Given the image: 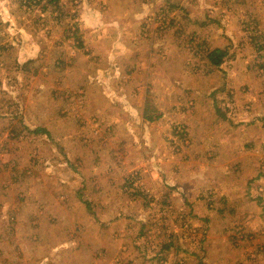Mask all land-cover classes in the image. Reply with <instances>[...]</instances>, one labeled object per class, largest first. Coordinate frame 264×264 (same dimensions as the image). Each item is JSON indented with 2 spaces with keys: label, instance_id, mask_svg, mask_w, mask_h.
<instances>
[{
  "label": "rangeland",
  "instance_id": "rangeland-1",
  "mask_svg": "<svg viewBox=\"0 0 264 264\" xmlns=\"http://www.w3.org/2000/svg\"><path fill=\"white\" fill-rule=\"evenodd\" d=\"M59 2L0 0V264H264V0Z\"/></svg>",
  "mask_w": 264,
  "mask_h": 264
},
{
  "label": "crops",
  "instance_id": "crops-1",
  "mask_svg": "<svg viewBox=\"0 0 264 264\" xmlns=\"http://www.w3.org/2000/svg\"><path fill=\"white\" fill-rule=\"evenodd\" d=\"M125 13L127 14V11ZM136 14H137V12L135 13V15ZM137 15H139V13ZM130 29L131 28L129 25L124 26V30H120L121 32L124 33V35L122 36L123 38L122 39L120 38L121 33H119V35L118 34L115 35L116 40L114 39L111 42V44H109V45L105 43V39H104L103 45H102V39L101 38L97 39V41H99V46H100L97 49L100 50L102 47L106 48V51L109 54L110 62H111V60L113 61L114 59H117V55H120L119 53L123 54L121 56L126 55V53L128 55L131 54V52H132L131 48L134 47V43H132L134 41V38H132L134 34ZM135 45H137L136 42H135ZM142 46H144V44L142 41H140L139 47H142ZM111 50H112V52H111ZM111 53H113V56H111ZM116 61H118V60H115L114 62H116Z\"/></svg>",
  "mask_w": 264,
  "mask_h": 264
},
{
  "label": "trees",
  "instance_id": "trees-1",
  "mask_svg": "<svg viewBox=\"0 0 264 264\" xmlns=\"http://www.w3.org/2000/svg\"><path fill=\"white\" fill-rule=\"evenodd\" d=\"M60 0H47V3L52 4L55 8L60 9ZM228 48H221V47H216L214 49H210L207 52V58L208 61L211 65L214 66H220L225 58L228 56ZM38 131V130H37ZM39 132V131H38Z\"/></svg>",
  "mask_w": 264,
  "mask_h": 264
}]
</instances>
